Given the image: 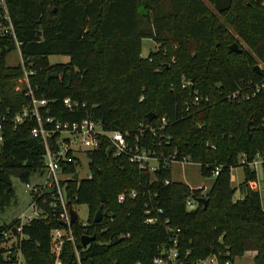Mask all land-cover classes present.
I'll return each mask as SVG.
<instances>
[{
    "label": "trees",
    "instance_id": "obj_1",
    "mask_svg": "<svg viewBox=\"0 0 264 264\" xmlns=\"http://www.w3.org/2000/svg\"><path fill=\"white\" fill-rule=\"evenodd\" d=\"M7 2L22 41V62L7 64L6 55L18 47L10 37L0 35V115L10 117L20 110L31 98L30 88L35 96L48 98L61 118L89 115L100 118L108 129L133 130L149 122L147 114L153 111L157 113L150 121L153 124L162 116L168 119L166 131L174 135L168 150L178 149L179 157L190 154L201 163L204 175L221 165L203 192L180 180L165 183L170 168L155 174L139 169L128 156H115L108 150L109 143H101L89 154L92 176L80 183L69 180V200L87 203L90 215L87 225L81 220L72 223L74 241H65L62 264H135L138 259L153 264L160 246H169L172 236L178 240L180 264H198L211 254L217 264L227 260L233 264L236 256H250L254 264H264V207L257 172L243 165V198L235 199L236 188L230 181L231 169L240 164L243 152L251 158L264 151V86L247 100L227 97L238 88L264 83V69L255 68L257 58L264 65V0H208L217 13L205 0ZM143 37L159 45L148 56L142 55ZM235 41L241 50L231 48ZM53 53L70 59L50 63L48 55ZM22 78L24 87L17 90ZM195 93L203 100L194 105ZM66 96L86 105L71 111L63 103ZM34 124L33 119L16 127L10 120L4 122L0 209L5 195L14 192L12 174L19 170L20 176L28 177L43 168L45 148L31 133ZM145 138L157 141L148 134ZM69 155L64 170L72 172L78 163L72 151ZM131 189L137 191L135 196ZM101 192L107 197L105 214L95 222ZM122 192L125 197L119 201ZM198 196L207 197V205L199 202L189 209L187 199ZM50 199L47 191L39 198L46 214L24 225L22 239L14 228L16 240L10 242L12 237L5 232L11 223L0 222V264L6 262L9 248H20L27 264H53L51 231L62 223ZM148 216L156 219L146 222ZM176 226L179 231L171 229ZM86 233L95 239L84 247Z\"/></svg>",
    "mask_w": 264,
    "mask_h": 264
},
{
    "label": "built area",
    "instance_id": "obj_2",
    "mask_svg": "<svg viewBox=\"0 0 264 264\" xmlns=\"http://www.w3.org/2000/svg\"><path fill=\"white\" fill-rule=\"evenodd\" d=\"M0 35H7L12 41H14L17 47L20 49L21 40L17 36L14 22L12 20L7 0H0ZM150 59H152L150 57ZM175 59V57H173ZM264 69V66H263ZM27 81V72L24 76ZM264 83L256 84L253 88L247 89L244 87L238 88L231 93L227 94V97L241 101L247 100L258 93ZM30 94V100L23 104L22 108L16 111L12 116L6 117V115H0V143L4 139V122L10 120L13 122L14 127L22 122L33 119L35 121L34 126L31 128L33 136L38 137L44 144L43 154V168L46 171L45 182L32 185L30 182H26L28 190H31L33 194L32 207L34 214L28 217V221L25 222L23 217L17 218L19 222H12L6 229L5 234L8 236H14V228L20 232L19 239H22L24 225L31 222L33 218L45 216L46 210L39 203V198L42 197L46 191L50 193V203L58 208V218L60 221H65L67 225L58 226L51 231V249L54 254L53 264H62L61 253L66 240L74 241V237L71 231V213L70 203L68 198V186L69 180H76L78 183L83 179L80 177V172L77 170L67 172L64 170V162L66 163L71 159L69 151L76 156V163L80 161V153L86 152L90 154L103 142L109 143L108 148L113 152L115 156L126 155L130 162L136 164L139 169L148 170L155 174L161 168L172 169V164L175 162L181 163H192L190 154L182 155L179 157L178 149L168 150L167 147L170 145L174 138V135L166 131V127L169 122L166 116H162L161 120L157 124L152 122L141 123L137 128L133 130L129 129H108L104 126L100 118L93 116H84L80 119L71 120L68 118H61L54 108L50 104V100L44 96H35L32 89L30 88L27 92ZM144 95H141V99ZM203 100V97L195 93L193 98V104H198ZM65 106L74 111L80 105H86V102H80L72 99L70 96L63 98ZM189 109V107L187 108ZM150 135L157 141H147L146 135ZM242 165H248L252 170L257 172L258 188L263 199L264 184L261 179H264V151H258L254 156L248 158L246 152H243L238 159ZM199 163V162H196ZM201 166V163H199ZM78 168V167H77ZM221 170V165H216L213 171V175H217ZM78 171L79 177L74 178V173ZM60 173L68 174L67 177H61ZM92 176V172L88 177ZM174 180L171 177L165 179V183ZM199 185L196 188H202ZM204 189V188H202ZM130 194L135 196L137 191L135 189L130 190ZM125 197V193L119 194V201H122ZM243 198V194L235 196V199ZM199 202L190 197L187 199L186 205L189 209H193ZM73 205V203H71ZM74 207V206H73ZM159 211H163L162 207L158 208ZM150 210L147 209L148 213ZM105 214V212H104ZM156 218L148 216L145 221L153 222ZM78 220H80L78 218ZM114 220V215L110 214V221ZM165 222H169V218L165 219ZM84 225H87V220L82 221ZM106 228V227H105ZM172 230L179 231L180 227H171ZM93 235L92 233H86ZM94 241V240H93ZM178 240L176 236L170 238V245H161L159 253L153 257V264H180L178 257ZM16 251V255H12ZM76 253L79 256V249L76 246ZM22 251L20 248L13 250L9 248L6 252V262L2 264H12L11 259L15 264H20V256ZM27 264V262H26ZM135 264H144V261L138 259ZM198 264H217V257L215 254L208 255L200 258ZM225 264H232L230 260H227Z\"/></svg>",
    "mask_w": 264,
    "mask_h": 264
},
{
    "label": "rangeland",
    "instance_id": "obj_3",
    "mask_svg": "<svg viewBox=\"0 0 264 264\" xmlns=\"http://www.w3.org/2000/svg\"><path fill=\"white\" fill-rule=\"evenodd\" d=\"M210 8L217 13L215 7L205 0ZM231 30L237 35L236 31L231 28ZM241 44L243 48L248 49V45L241 39ZM158 43L151 37H143L142 38V55L148 56L151 50L158 49ZM165 53V51H164ZM48 59L50 63L56 62H68L70 57L67 54L62 53H53L48 55ZM257 63H262L260 59L257 58ZM6 62L8 65H16L22 62V56L19 48H16L10 51L6 55ZM264 66V65H263ZM24 79L18 81L16 85V89L20 90L24 87ZM90 156L86 152L80 153V161L78 163V171L80 172L81 178L88 177L90 173ZM171 174L174 180H180L187 183L191 187L203 186L202 191L207 192L209 187L212 185L215 175H204L201 171V166L199 163H181L175 162L172 164ZM61 177H67L68 174L60 173ZM230 181L231 185L236 188L235 196H239L241 194L240 183L244 180V166L242 164L233 166L230 173ZM46 179V171L44 168H39L37 170L32 171L28 177L11 175V182L14 188L13 193H7L4 198V204L0 209V222L1 223H12L15 219L23 217L25 222L28 221V217L34 214L33 207L31 205L33 200V194L31 190H28L26 182H30L32 185L39 184L45 182ZM128 189V188H127ZM263 207H264V191H263V199H262ZM74 208L78 212L79 219L81 221H86L89 218V205L87 203H74ZM15 237L12 236L10 242H13ZM20 256V264H26V259L23 255ZM15 264V262H12ZM233 264H254V260L250 256H236Z\"/></svg>",
    "mask_w": 264,
    "mask_h": 264
},
{
    "label": "water",
    "instance_id": "obj_4",
    "mask_svg": "<svg viewBox=\"0 0 264 264\" xmlns=\"http://www.w3.org/2000/svg\"><path fill=\"white\" fill-rule=\"evenodd\" d=\"M231 48L233 50H241V48L239 47V43L237 41H235V42H233L231 44ZM255 68H257L260 72L263 71V65L261 63H256L255 64ZM189 86H190L191 93H193V91H194L193 82H189ZM156 116H157L156 112L150 111L147 114V119L150 122ZM250 125H251V122L249 121L248 124H247V130L248 131H249ZM108 150H110V148H108ZM14 175L20 176L21 175V171L17 170ZM78 177H79V172L76 171L74 173V178L77 179ZM195 198H196V200L198 202H202L205 206L208 203V198L205 197V196H198V197H195ZM100 200H101V204H100L99 208L97 209V211L95 212V215H94V218H93L95 222H99L102 219L103 215H104V203L107 200L106 194L104 192H101ZM69 203H70L71 223H74L75 221L78 220L79 216H78L77 210L73 207V205L71 204L70 200H69ZM61 223L63 225H67V223L65 221H61ZM94 239H95V235L84 234L82 236V244H83V246L84 247L88 246ZM13 255L14 256L16 255V251H14Z\"/></svg>",
    "mask_w": 264,
    "mask_h": 264
},
{
    "label": "crops",
    "instance_id": "obj_5",
    "mask_svg": "<svg viewBox=\"0 0 264 264\" xmlns=\"http://www.w3.org/2000/svg\"><path fill=\"white\" fill-rule=\"evenodd\" d=\"M172 170V169H171ZM261 182H262V184H264V179H261ZM240 190H241V188H240ZM241 194H243V192L241 191ZM240 194V195H241Z\"/></svg>",
    "mask_w": 264,
    "mask_h": 264
}]
</instances>
